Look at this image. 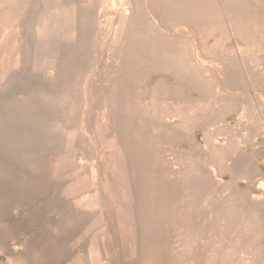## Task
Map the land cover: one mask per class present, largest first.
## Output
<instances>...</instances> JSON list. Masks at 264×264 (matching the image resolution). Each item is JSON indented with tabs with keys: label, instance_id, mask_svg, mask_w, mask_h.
Here are the masks:
<instances>
[{
	"label": "rangeland",
	"instance_id": "1",
	"mask_svg": "<svg viewBox=\"0 0 264 264\" xmlns=\"http://www.w3.org/2000/svg\"><path fill=\"white\" fill-rule=\"evenodd\" d=\"M96 2L52 74L17 37L0 264H264V0H132L120 32Z\"/></svg>",
	"mask_w": 264,
	"mask_h": 264
},
{
	"label": "bare ground",
	"instance_id": "2",
	"mask_svg": "<svg viewBox=\"0 0 264 264\" xmlns=\"http://www.w3.org/2000/svg\"><path fill=\"white\" fill-rule=\"evenodd\" d=\"M13 1H14V4L13 3L12 4L14 6L11 5L12 6L11 8L9 6L10 9H8L9 10L8 14L3 15L1 17L5 23H10L11 21L15 19H16V23L15 25L12 23L14 25L12 26V28L13 27L15 28L14 35L12 33V30L10 31L9 29H6L7 32L8 31L10 32L7 33L5 31L7 36H6V39L3 45L0 47V91H2L6 87V85H8L5 82L6 78H8V76H12L11 74L8 75V73L13 71V69L16 68L18 65L23 64L28 54V50L27 49L25 50L26 47L23 46L24 45V43H22L23 39H21L19 42V40H17L18 39L17 37L22 38L23 36H28V34H31L34 37L39 38L42 46H45V45L47 46V48L41 47V50H40L41 55L43 57V62H44L42 69L47 74H52L54 72V61L58 56V49H57L58 42L60 40L63 41L65 38L74 39L78 37L80 34H84L83 32L84 27H83L81 20L84 21L86 24L87 33H90L91 26H93L91 24L93 6L96 7L94 4L95 1H97L96 3L99 7V10L104 15H106L107 17L110 16L109 14H111V17L113 16V14L116 15V19L118 22L117 31L119 32L122 31L123 29L124 21H126V19H128L131 16V12H130L131 8L129 9L127 6L128 4H132L131 2L132 0H85L83 2V5L81 6V10L79 11L78 9L80 8L75 7L72 4L73 2L71 0H13ZM22 13H24V18L21 22V19L19 16ZM24 20L26 21V24L23 23ZM3 26L4 25H2L1 27ZM17 41L19 43H17ZM23 42L26 43V41H23ZM23 66H26V65L24 64ZM25 68L26 67H24V69ZM15 77L17 76L15 75ZM9 79H11V77ZM84 84H86L84 86L85 93H86V96H85L86 102H84L85 103L84 108H85V111L89 113L90 104H89L88 98L90 96V88H89V83H84ZM75 189L76 188L74 187L70 189L68 191V194L71 195L75 193ZM83 203L85 206L86 205L88 206L92 202L84 201ZM89 207L91 206L89 205ZM106 250L110 252V243H108Z\"/></svg>",
	"mask_w": 264,
	"mask_h": 264
}]
</instances>
